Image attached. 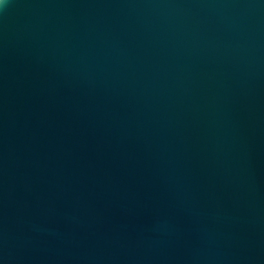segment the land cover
<instances>
[{"label": "water", "instance_id": "95a60500", "mask_svg": "<svg viewBox=\"0 0 264 264\" xmlns=\"http://www.w3.org/2000/svg\"><path fill=\"white\" fill-rule=\"evenodd\" d=\"M0 264H264V0H0Z\"/></svg>", "mask_w": 264, "mask_h": 264}]
</instances>
